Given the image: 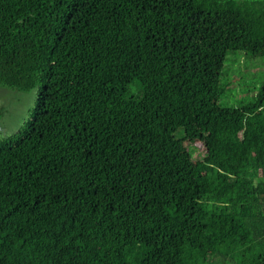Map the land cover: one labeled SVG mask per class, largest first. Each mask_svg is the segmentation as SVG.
<instances>
[{
  "label": "trees",
  "instance_id": "obj_1",
  "mask_svg": "<svg viewBox=\"0 0 264 264\" xmlns=\"http://www.w3.org/2000/svg\"><path fill=\"white\" fill-rule=\"evenodd\" d=\"M262 12L264 0H0V82L70 86L0 141V264H264V84L226 108L204 98L205 76L186 85L195 53L225 62Z\"/></svg>",
  "mask_w": 264,
  "mask_h": 264
},
{
  "label": "rangeland",
  "instance_id": "obj_2",
  "mask_svg": "<svg viewBox=\"0 0 264 264\" xmlns=\"http://www.w3.org/2000/svg\"><path fill=\"white\" fill-rule=\"evenodd\" d=\"M251 1V7L255 4V0ZM256 13V11L251 12ZM264 12H262L263 14ZM257 25L264 24L263 21H254ZM224 24V22H223ZM241 29V28H240ZM239 29V30H240ZM252 30V29H251ZM248 29L239 37V51H230L227 60H211L204 58L203 49L201 55L195 53L189 66L194 70V76L186 75V85L188 89L193 88L189 80L198 76H205L206 81L201 87L204 90V98L206 100L216 99L219 107L235 106L244 103H251L253 100L258 102L257 95L261 86L264 84L263 63L264 54L260 51V46L264 42L260 41L261 34H264V26L253 31L252 35L248 34ZM230 31L226 29L225 41H228L232 46V38H230ZM239 58V61L237 60ZM41 85L48 90V97L38 95L40 86H36L28 91H21L5 87L0 82V141L8 138L23 125V123L30 120L33 110L36 105L39 107L55 108L59 98H53V93H61L63 97L69 95L70 86L66 85L64 90L59 91L57 81L51 77L45 79L42 75ZM226 88V93L221 97H216V92ZM132 94H138V89L133 84ZM135 96V95H134ZM204 101V100H203ZM194 118L192 111L179 113L180 121L185 124ZM170 122H167L166 127H170ZM192 151V159L200 157L205 150L200 142L194 143L189 147Z\"/></svg>",
  "mask_w": 264,
  "mask_h": 264
},
{
  "label": "clouds",
  "instance_id": "obj_3",
  "mask_svg": "<svg viewBox=\"0 0 264 264\" xmlns=\"http://www.w3.org/2000/svg\"><path fill=\"white\" fill-rule=\"evenodd\" d=\"M37 85H39V86H41L43 89H45V91L44 92H42V93H38V95H41V96H43L45 99H50L49 97H48V90H47V88L45 87V86H43V85H41V84H37ZM36 85V86H37ZM35 86V87H36Z\"/></svg>",
  "mask_w": 264,
  "mask_h": 264
}]
</instances>
